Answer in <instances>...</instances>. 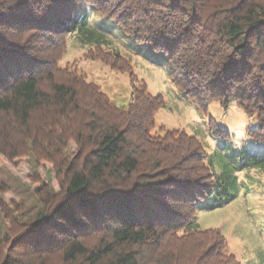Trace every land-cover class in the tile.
<instances>
[{"label":"trees","instance_id":"16d2710c","mask_svg":"<svg viewBox=\"0 0 264 264\" xmlns=\"http://www.w3.org/2000/svg\"><path fill=\"white\" fill-rule=\"evenodd\" d=\"M90 7L164 54L204 109L218 98L255 113L264 141V0H0V155L50 162L58 182L32 190L31 215L0 182V264H240L219 228L192 226L203 198L229 195L194 134L151 133L163 96L100 45L88 55L130 73L127 103L60 64L70 32L96 29Z\"/></svg>","mask_w":264,"mask_h":264},{"label":"rangeland","instance_id":"374dc122","mask_svg":"<svg viewBox=\"0 0 264 264\" xmlns=\"http://www.w3.org/2000/svg\"><path fill=\"white\" fill-rule=\"evenodd\" d=\"M88 11L87 18L96 29L70 32L60 64L83 73L117 104H124L133 88L130 73L114 70L101 59L90 57L88 51L100 45L125 56L139 82L164 98V106L155 112L151 133L162 134L163 125L194 134L205 149V161L214 179L220 183L218 189L227 188L228 197L214 191L198 203L192 226L219 228L240 264H264V141L250 133L258 125L256 114H248L236 100L223 104L218 98L208 100L204 109L172 80L164 54L155 52L146 41L135 40L94 8ZM218 127L226 128L229 136L217 134ZM71 148L74 150V144ZM252 152L257 160L249 155ZM0 158V182L6 187L2 196L7 205L26 204L31 215L37 206L32 190L48 184L58 188L50 162L34 165L26 157L12 162ZM222 198L221 203L211 205ZM7 226L8 220L0 215V235Z\"/></svg>","mask_w":264,"mask_h":264}]
</instances>
